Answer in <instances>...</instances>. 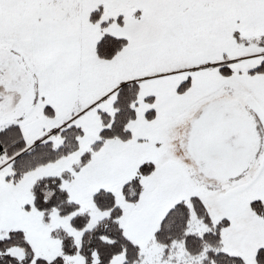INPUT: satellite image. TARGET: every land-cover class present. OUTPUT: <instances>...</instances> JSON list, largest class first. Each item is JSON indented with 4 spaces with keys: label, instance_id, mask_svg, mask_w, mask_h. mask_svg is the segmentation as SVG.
<instances>
[{
    "label": "snow or ice",
    "instance_id": "obj_1",
    "mask_svg": "<svg viewBox=\"0 0 264 264\" xmlns=\"http://www.w3.org/2000/svg\"><path fill=\"white\" fill-rule=\"evenodd\" d=\"M0 264H264V0H0Z\"/></svg>",
    "mask_w": 264,
    "mask_h": 264
}]
</instances>
